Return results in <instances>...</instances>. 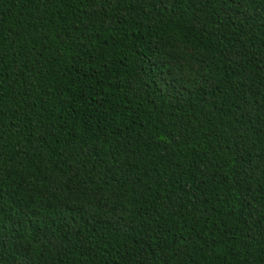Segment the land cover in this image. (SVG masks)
Listing matches in <instances>:
<instances>
[{
    "label": "trees",
    "instance_id": "1",
    "mask_svg": "<svg viewBox=\"0 0 264 264\" xmlns=\"http://www.w3.org/2000/svg\"><path fill=\"white\" fill-rule=\"evenodd\" d=\"M0 264H264V0H0Z\"/></svg>",
    "mask_w": 264,
    "mask_h": 264
},
{
    "label": "clouds",
    "instance_id": "2",
    "mask_svg": "<svg viewBox=\"0 0 264 264\" xmlns=\"http://www.w3.org/2000/svg\"><path fill=\"white\" fill-rule=\"evenodd\" d=\"M179 41V39H177Z\"/></svg>",
    "mask_w": 264,
    "mask_h": 264
}]
</instances>
